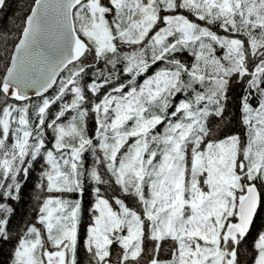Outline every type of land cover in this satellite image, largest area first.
Wrapping results in <instances>:
<instances>
[{
  "label": "snow or ice",
  "instance_id": "1",
  "mask_svg": "<svg viewBox=\"0 0 264 264\" xmlns=\"http://www.w3.org/2000/svg\"><path fill=\"white\" fill-rule=\"evenodd\" d=\"M0 43V264H264V0H31Z\"/></svg>",
  "mask_w": 264,
  "mask_h": 264
},
{
  "label": "trees",
  "instance_id": "2",
  "mask_svg": "<svg viewBox=\"0 0 264 264\" xmlns=\"http://www.w3.org/2000/svg\"><path fill=\"white\" fill-rule=\"evenodd\" d=\"M31 3V0H6L2 10L0 11V29L8 27L10 31H18L23 25V19L26 15L27 7ZM12 18V24L8 25V19ZM6 49L2 43H0V69L3 68V64L6 58ZM73 67L70 66L65 75L70 77V73L73 71ZM78 85L82 84V80L77 81ZM27 196L25 197V208H21V212H25L27 208Z\"/></svg>",
  "mask_w": 264,
  "mask_h": 264
},
{
  "label": "water",
  "instance_id": "3",
  "mask_svg": "<svg viewBox=\"0 0 264 264\" xmlns=\"http://www.w3.org/2000/svg\"><path fill=\"white\" fill-rule=\"evenodd\" d=\"M2 8L3 7H0V11L2 10ZM73 19H74V17H73ZM74 21H75V19H74ZM62 54H65V55H70L71 54L70 37H66V39H65V43H64V46H63V53Z\"/></svg>",
  "mask_w": 264,
  "mask_h": 264
},
{
  "label": "rangeland",
  "instance_id": "4",
  "mask_svg": "<svg viewBox=\"0 0 264 264\" xmlns=\"http://www.w3.org/2000/svg\"><path fill=\"white\" fill-rule=\"evenodd\" d=\"M74 19H75V21H76V18H75V17H74ZM81 19H82V18H81ZM76 22H77V24H79L80 21H76ZM73 70H74V67H73Z\"/></svg>",
  "mask_w": 264,
  "mask_h": 264
}]
</instances>
